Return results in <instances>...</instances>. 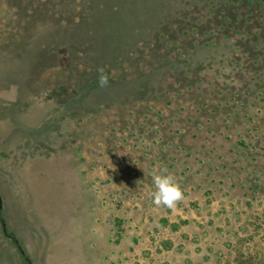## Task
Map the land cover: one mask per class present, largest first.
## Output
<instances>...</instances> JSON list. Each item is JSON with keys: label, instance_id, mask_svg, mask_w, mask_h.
I'll use <instances>...</instances> for the list:
<instances>
[{"label": "rangeland", "instance_id": "374dc122", "mask_svg": "<svg viewBox=\"0 0 264 264\" xmlns=\"http://www.w3.org/2000/svg\"><path fill=\"white\" fill-rule=\"evenodd\" d=\"M0 198L30 264H264V0H0Z\"/></svg>", "mask_w": 264, "mask_h": 264}, {"label": "clouds", "instance_id": "9594fccd", "mask_svg": "<svg viewBox=\"0 0 264 264\" xmlns=\"http://www.w3.org/2000/svg\"><path fill=\"white\" fill-rule=\"evenodd\" d=\"M98 72V84L100 87H104L108 83V77L104 74L103 69H98ZM152 181L153 187L149 190L148 195L152 198L154 204L171 208L182 198L183 193L174 175L168 169L160 168L154 171Z\"/></svg>", "mask_w": 264, "mask_h": 264}, {"label": "trees", "instance_id": "16d2710c", "mask_svg": "<svg viewBox=\"0 0 264 264\" xmlns=\"http://www.w3.org/2000/svg\"><path fill=\"white\" fill-rule=\"evenodd\" d=\"M0 228H1V231L4 234V236L8 237L12 241L14 247L17 249V251L19 253V256H20L23 264H30V260H29L28 256L26 255V253L23 251L18 240L16 239L14 234L8 229L6 221L2 215L1 209H0Z\"/></svg>", "mask_w": 264, "mask_h": 264}, {"label": "crops", "instance_id": "0c3cea01", "mask_svg": "<svg viewBox=\"0 0 264 264\" xmlns=\"http://www.w3.org/2000/svg\"><path fill=\"white\" fill-rule=\"evenodd\" d=\"M0 209H1V212H2V215L5 219V221L7 220L6 216H5V212H4V207H3V203L1 202V198H0Z\"/></svg>", "mask_w": 264, "mask_h": 264}]
</instances>
